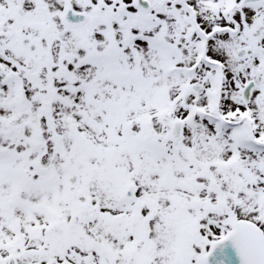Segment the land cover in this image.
Instances as JSON below:
<instances>
[{"label": "snow or ice", "instance_id": "obj_1", "mask_svg": "<svg viewBox=\"0 0 264 264\" xmlns=\"http://www.w3.org/2000/svg\"><path fill=\"white\" fill-rule=\"evenodd\" d=\"M0 264H264V0H0Z\"/></svg>", "mask_w": 264, "mask_h": 264}]
</instances>
